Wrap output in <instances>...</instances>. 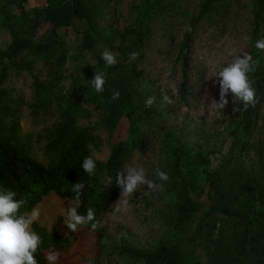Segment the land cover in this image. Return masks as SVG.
<instances>
[{"label":"trees","instance_id":"obj_1","mask_svg":"<svg viewBox=\"0 0 264 264\" xmlns=\"http://www.w3.org/2000/svg\"><path fill=\"white\" fill-rule=\"evenodd\" d=\"M165 1L144 0L136 7L134 28L129 32L138 42L144 38L147 21ZM216 1L203 0L197 15L190 21L180 51L188 49L196 22L212 10ZM24 2L0 0V29H6L9 35L7 45L0 47V188H10L17 193V199H26L21 211L29 212L50 193L73 200L70 189L80 181L85 188L78 211L86 214V209L92 207L98 221L121 194L116 183L117 173L125 171V163L133 152L145 153L150 147L149 137L138 125L142 108L138 87L142 71L120 63L106 67L101 56L95 64L84 66L79 94L86 103L100 107L103 128L108 135V157L105 160L94 157L90 147L96 145V136L78 125L86 112L67 95L61 84L69 57L58 31L76 28L80 34V50L89 51L100 43L110 45L112 35L106 34L98 24L97 0H45L32 11L24 9ZM254 4V34L257 36L260 29L264 33V0H254ZM14 5L18 12L11 10ZM257 54L259 50L253 47L250 55L254 60ZM36 62L47 66L46 80L34 75ZM187 66L185 54L183 69ZM101 70L106 83L104 92L96 93L90 80ZM10 71H26L32 76L34 99L29 106L33 113L45 112L53 106L58 108L59 122L45 146L47 163L32 157L19 135L15 99L3 86ZM249 78L254 82L259 103L247 111L240 102L235 103V109L240 110L235 111L237 120L230 131L233 136L250 130L264 99V68L259 63ZM117 90L119 99L112 101L111 95ZM179 93L184 101L185 80L179 86ZM240 150L254 156L248 169L240 166L239 156L219 161L210 151H196L189 158L191 167L184 171V154L179 148L173 149L172 169L177 179L172 239L154 250L136 248L123 240L120 253L143 264H264V146L243 140ZM86 157H92L96 163L92 176L82 168ZM32 227L43 241L36 253L38 264H48L47 253L63 251L65 240L57 231L48 233L38 223ZM83 231L91 233L95 247L88 264H98L103 229L93 230L89 224L77 233L81 235ZM199 248L205 250L204 261L198 255Z\"/></svg>","mask_w":264,"mask_h":264},{"label":"rangeland","instance_id":"obj_2","mask_svg":"<svg viewBox=\"0 0 264 264\" xmlns=\"http://www.w3.org/2000/svg\"><path fill=\"white\" fill-rule=\"evenodd\" d=\"M143 1L97 0L100 7L98 24L106 34L112 35L108 46L100 43L89 51L80 50V34L76 28L58 31L69 57L63 69L61 84L67 95L86 112L78 125L88 128L96 136V145L90 147L91 155L96 158L105 160L108 157V135L103 128L100 107L86 103L79 94L84 66L95 64L97 58L107 50L116 54L118 63L141 69L138 89L142 108L138 125L149 137L150 147L145 153L133 152L125 163V170L130 165L143 167L148 179L162 185L159 191H150L147 185L141 186L128 198V204H121V210L116 211L114 206L120 194L98 219L99 228L103 229L98 264H143L120 253L123 240L136 248L154 250L161 243L172 239L177 179L172 169L173 149L179 148L184 154V171L191 167V164L188 166L189 158L196 151H210L217 155L219 161L225 157L235 159L239 156L240 166L248 169L254 156L240 150L241 141L264 146V99L250 130L235 136L230 134L237 120L232 94H228L229 103L224 109L218 110L211 104L212 100H219V84L217 77H213L214 72L237 56L242 58L244 52L250 54L253 47L256 48L257 36L259 39L264 38L262 29L257 36L254 34V0H217L212 10L196 22L188 49L182 51L180 44L203 0H166L147 21L143 28L144 38L138 42L129 31L134 28L136 7ZM44 3L45 0H25L23 7L26 11H32ZM11 10L19 11L16 5ZM8 41V32L4 28L0 29V47L6 46ZM132 52H138L139 57L130 60ZM185 54L188 58L186 70L183 69ZM255 59L264 68V51L259 50ZM211 62L215 63L214 69ZM34 75L46 80L47 66L36 62ZM183 80L186 81L184 101L179 93ZM3 86L11 91L15 99L19 135L27 151L38 161L47 163L45 146L49 134L59 122L57 106L38 114L32 112L29 106L34 99L32 76L26 71H10ZM163 94L174 102H164ZM149 96H154L156 100L151 108H146L144 102ZM157 169L166 172L169 179H156ZM74 203L71 199L50 193L35 206L41 211L37 223L48 233L57 231L65 240L66 248L59 252V264H88L94 255L91 233H72L64 224L66 210ZM197 252L204 261L205 250L199 248Z\"/></svg>","mask_w":264,"mask_h":264},{"label":"clouds","instance_id":"obj_3","mask_svg":"<svg viewBox=\"0 0 264 264\" xmlns=\"http://www.w3.org/2000/svg\"><path fill=\"white\" fill-rule=\"evenodd\" d=\"M256 49L264 51V38L258 39L255 44ZM139 57L138 52H132L130 60ZM106 67L118 64L116 54L110 51H104L101 54ZM258 61L254 60L252 55L247 52L243 57L237 56L232 62L223 66L219 71H215L213 77H217L219 84V100H212L211 104L216 109L221 110L229 103L227 96L232 94L233 101L242 104L243 110L247 111L249 107L255 108L259 103L256 89L253 87V81L249 74L255 72ZM211 67L215 68V63L211 62ZM96 93L104 92L106 83L104 71H97L90 80ZM119 91H113L111 100L119 99ZM156 98L149 96L145 100V107L151 108ZM163 100L166 103L174 101L166 94H163ZM238 111L240 109H233ZM82 168L88 176L95 173L96 163L92 157H86L82 162ZM156 179L167 181L169 176L166 172L159 169L155 173ZM116 183L121 189V196L116 203L115 210L120 211V205H127L128 198L133 196L141 186L147 185L150 191H159L162 185L155 183L154 180L147 178L146 170L143 167L128 166L125 171H120L116 175ZM85 184L78 181L72 184L70 191L74 194V205L66 210L64 224L70 232H78L83 226L91 224V228L96 230L100 221H97L95 210L92 207L86 209V214H80V208L83 195L82 190ZM17 193L10 188H0V264H38L36 253L43 243L41 236L33 229V224L41 218V211L33 207L29 212H22L21 209L26 205V199H17ZM48 264H58L59 253L50 251L46 255ZM107 264V262H105Z\"/></svg>","mask_w":264,"mask_h":264}]
</instances>
